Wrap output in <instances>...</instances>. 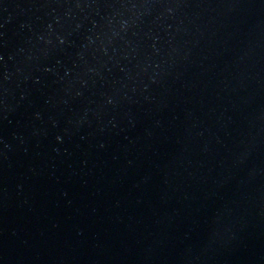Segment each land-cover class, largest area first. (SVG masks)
Listing matches in <instances>:
<instances>
[{
    "label": "water",
    "instance_id": "obj_1",
    "mask_svg": "<svg viewBox=\"0 0 264 264\" xmlns=\"http://www.w3.org/2000/svg\"><path fill=\"white\" fill-rule=\"evenodd\" d=\"M0 264H264V0H0Z\"/></svg>",
    "mask_w": 264,
    "mask_h": 264
}]
</instances>
